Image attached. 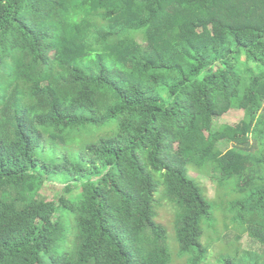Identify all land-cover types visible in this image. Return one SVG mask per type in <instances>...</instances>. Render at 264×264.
<instances>
[{
    "label": "trees",
    "instance_id": "obj_1",
    "mask_svg": "<svg viewBox=\"0 0 264 264\" xmlns=\"http://www.w3.org/2000/svg\"><path fill=\"white\" fill-rule=\"evenodd\" d=\"M191 172L243 198L259 251L222 264H264V0H0V264H171L161 183L204 264Z\"/></svg>",
    "mask_w": 264,
    "mask_h": 264
},
{
    "label": "rangeland",
    "instance_id": "obj_2",
    "mask_svg": "<svg viewBox=\"0 0 264 264\" xmlns=\"http://www.w3.org/2000/svg\"><path fill=\"white\" fill-rule=\"evenodd\" d=\"M138 40L140 43L144 44V35H139ZM244 118L245 112L242 109L235 108L229 110L221 117L215 118L213 125L215 129L221 125L237 126L244 120ZM218 147L223 152H226L227 150L232 149L233 145L227 141H222L218 144ZM189 177L192 180L198 179L207 191L206 197L212 204H215V207L210 213L211 221H205L206 236L203 238V244L208 247V252L206 255V262L204 264H222V261L224 262L226 257L230 254H235L236 250H239L240 254L243 252L259 251V246L252 239V236L249 234V230L243 232L237 223H232V219L239 215V212L232 211V205L234 202L243 200L242 197L237 195L235 192H232V181H229V187L221 190L217 196L216 184L210 181L209 178L200 177L198 174L192 172ZM156 179L159 182V178L157 176ZM162 186L164 187L163 190H161ZM234 187L236 188L235 183ZM64 189L65 187L59 184L51 185L48 183L45 190L41 191L40 195L44 196L49 201L56 200L55 202L59 203V198L62 195H66ZM165 190V186L162 183L159 184L155 202V209L157 213L155 221L162 225L167 231V243L169 251L172 255L171 264H191L193 260L192 253L188 252L182 254L180 252L176 230L179 213L177 212V208L171 205L168 200H165L163 196ZM246 227L250 229L249 224Z\"/></svg>",
    "mask_w": 264,
    "mask_h": 264
}]
</instances>
